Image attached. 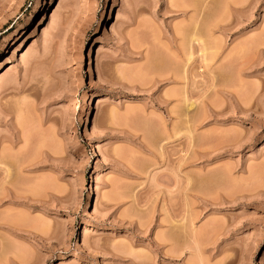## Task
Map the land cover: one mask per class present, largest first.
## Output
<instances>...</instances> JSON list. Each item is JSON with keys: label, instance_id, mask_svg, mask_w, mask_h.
I'll return each mask as SVG.
<instances>
[{"label": "rangeland", "instance_id": "rangeland-1", "mask_svg": "<svg viewBox=\"0 0 264 264\" xmlns=\"http://www.w3.org/2000/svg\"><path fill=\"white\" fill-rule=\"evenodd\" d=\"M0 264H264V0H0Z\"/></svg>", "mask_w": 264, "mask_h": 264}, {"label": "bare ground", "instance_id": "bare-ground-1", "mask_svg": "<svg viewBox=\"0 0 264 264\" xmlns=\"http://www.w3.org/2000/svg\"><path fill=\"white\" fill-rule=\"evenodd\" d=\"M233 9H235V8H233ZM218 25V24H217ZM215 26V25H214ZM219 26V25H218ZM215 27H217V26H215ZM209 32V31H208ZM191 39H189V40H191V42H198V43H201V42H203V41H201V37H190ZM207 38H210V34L208 35V37ZM208 40V39H207ZM203 44L204 45H202L201 46V57H202V59H203V57H204V60L206 59V55H207V53L206 52H209L210 51V46L208 45V44H210V42L209 43H204L203 42ZM191 56L192 55H190V57H189V59L191 58ZM1 86H3V84L1 85ZM4 86L6 87V85L4 84ZM29 89H31V88H29Z\"/></svg>", "mask_w": 264, "mask_h": 264}]
</instances>
